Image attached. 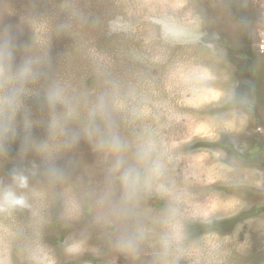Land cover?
I'll list each match as a JSON object with an SVG mask.
<instances>
[{
    "label": "rangeland",
    "instance_id": "rangeland-1",
    "mask_svg": "<svg viewBox=\"0 0 264 264\" xmlns=\"http://www.w3.org/2000/svg\"><path fill=\"white\" fill-rule=\"evenodd\" d=\"M161 16L201 39L165 42ZM4 46L41 73L24 110L50 153L25 148L20 114L0 138V189L29 178V206L0 210V264H264V0H0ZM110 130L128 165L155 141L173 197L141 191L116 219Z\"/></svg>",
    "mask_w": 264,
    "mask_h": 264
},
{
    "label": "clouds",
    "instance_id": "clouds-1",
    "mask_svg": "<svg viewBox=\"0 0 264 264\" xmlns=\"http://www.w3.org/2000/svg\"><path fill=\"white\" fill-rule=\"evenodd\" d=\"M159 26L160 36L165 42L174 44H194L201 39V33L196 28H189L169 16H161L152 20ZM112 31H120L124 28L120 20H114L110 24ZM14 58L7 46L0 50V138H15L17 132L15 121L20 114L24 130L25 148L33 146L42 154L50 153L48 142L35 143L31 137L32 122L29 113L24 110L25 97L29 95V84L36 83L41 73L34 67L31 60H24L13 69ZM62 98L55 89L48 92V100L55 104ZM104 103L101 100L99 111L103 114ZM99 132V129H97ZM63 134V129H57L55 123L51 128V139H56ZM100 147L106 148L116 155L111 172L119 173L123 194L120 201V211L116 213V219H127L131 210L136 206L141 191L154 189L161 196L173 197V192L163 182L165 165L159 156L154 158L157 152L156 143L152 139L145 140L137 149L136 164L128 165L122 157L124 144L118 134L109 131L106 137L101 134ZM139 165V166H137ZM49 174L59 175L55 168H50ZM29 178L23 172L14 173L12 184L0 189V210L27 207ZM177 209L170 208L171 215H175ZM140 233L135 232L122 237V244L126 250L134 251V246Z\"/></svg>",
    "mask_w": 264,
    "mask_h": 264
}]
</instances>
